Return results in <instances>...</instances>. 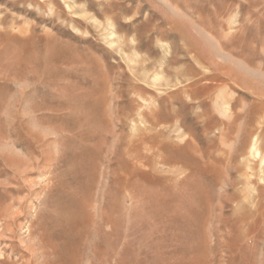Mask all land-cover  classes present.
<instances>
[{"label":"rangeland","instance_id":"rangeland-1","mask_svg":"<svg viewBox=\"0 0 264 264\" xmlns=\"http://www.w3.org/2000/svg\"><path fill=\"white\" fill-rule=\"evenodd\" d=\"M257 132L264 0H0V264H264Z\"/></svg>","mask_w":264,"mask_h":264},{"label":"bare ground","instance_id":"bare-ground-1","mask_svg":"<svg viewBox=\"0 0 264 264\" xmlns=\"http://www.w3.org/2000/svg\"><path fill=\"white\" fill-rule=\"evenodd\" d=\"M64 2H65V5H66V7H67V9L68 10H71L72 9V4L75 2V0H63ZM115 35V34H114ZM109 37H110V35H109ZM113 39V38H112ZM112 42V41H111ZM112 43H114V41L112 42ZM116 43V42H115ZM114 43V44H115ZM112 45V44H111ZM158 76V75H157ZM155 78V77H154ZM157 78V77H156ZM155 80V79H154ZM159 80V79H158ZM189 80V79H188ZM155 81H157V80H155ZM193 83V82H192ZM156 84H157V82H156ZM156 88V87H155ZM197 90V89H196ZM189 91H191V90H189ZM196 92V91H195ZM167 93V92H166ZM165 93V94H166ZM162 97V96H161ZM166 97V96H165ZM169 97V96H168ZM154 101V100H153ZM153 101H152V104H153ZM156 105V104H155ZM152 106V105H151ZM152 114V113H151ZM154 121V120H153ZM152 121V122H153ZM231 124V123H230ZM260 137H261V133H255V134H253V136L251 137V142H250V145H249V147H248V149H247V155L248 156H250V157H252V158H258V156H260V163H259V168H260V170H261V176H260V181H259V184H263L264 185V154L263 155H261V151H260V148H259V144H261L260 143ZM174 151V150H173ZM249 159H246V161H248ZM244 161V160H243ZM251 161V160H250ZM249 162V161H248ZM248 162H246L248 165H249V163ZM252 163V162H251ZM242 164V163H241ZM254 164V163H253ZM252 167V166H251ZM250 167V168H251ZM253 168V167H252ZM249 172V171H248ZM243 173H245V172H243ZM253 173V172H252ZM242 174V173H241ZM244 176V178H245V180H246V184L245 185H247L249 188H252L251 190L253 191V192H257V193H259L258 195L260 196L261 195V193H260V191L261 190H263L260 186L259 187H256L254 184H252V182H251V180H252V178H253V176H252V174H247V175H243ZM242 176V177H243ZM241 177V178H242ZM240 178V179H241ZM243 179V178H242ZM257 180H258V178H257ZM244 182V181H243ZM254 183H256V182H254ZM245 187V186H244ZM249 190V189H248ZM251 191V192H252ZM248 192H250V191H248ZM249 194V193H248ZM250 195V194H249ZM253 195V194H252ZM254 196H255V194H254ZM254 196H253V198H254ZM248 198V197H247ZM250 198V197H249Z\"/></svg>","mask_w":264,"mask_h":264}]
</instances>
